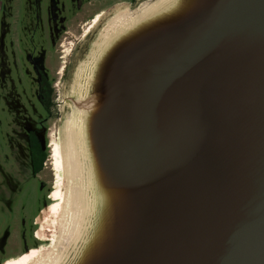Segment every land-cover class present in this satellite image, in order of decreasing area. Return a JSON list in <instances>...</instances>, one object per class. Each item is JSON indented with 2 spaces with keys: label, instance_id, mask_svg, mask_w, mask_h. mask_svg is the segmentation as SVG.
<instances>
[{
  "label": "water",
  "instance_id": "obj_1",
  "mask_svg": "<svg viewBox=\"0 0 264 264\" xmlns=\"http://www.w3.org/2000/svg\"><path fill=\"white\" fill-rule=\"evenodd\" d=\"M76 91L79 209L54 264H264V0H145Z\"/></svg>",
  "mask_w": 264,
  "mask_h": 264
},
{
  "label": "flooded vegetation",
  "instance_id": "obj_2",
  "mask_svg": "<svg viewBox=\"0 0 264 264\" xmlns=\"http://www.w3.org/2000/svg\"><path fill=\"white\" fill-rule=\"evenodd\" d=\"M103 1L105 0H0V12L3 10L4 13L0 50H6L8 58L13 57L15 66L25 67L23 62L19 61V64L16 59L17 50L21 53L20 60L22 57L27 59L29 71L22 69L29 72L27 75L34 86L35 99L43 110L38 125L25 131L28 159L23 166L29 176L35 178L38 175L47 157L46 143L42 141L44 120L51 116V109H57L60 82L73 81L80 59L86 56L102 33L118 19L122 11H131L145 0H118L107 7H99ZM41 157V166L35 171L34 168ZM61 158L60 165L64 170ZM38 182L44 189L45 196L30 223V234L36 240V246L26 248L20 258L0 260V264L37 254L54 243L47 238L42 224L49 219L53 208L59 204L60 189L47 190L42 182ZM5 198L7 197H2L3 203ZM12 234V230L8 229L5 236L0 237V246L7 244ZM44 244L46 245L43 246Z\"/></svg>",
  "mask_w": 264,
  "mask_h": 264
},
{
  "label": "rangeland",
  "instance_id": "obj_3",
  "mask_svg": "<svg viewBox=\"0 0 264 264\" xmlns=\"http://www.w3.org/2000/svg\"><path fill=\"white\" fill-rule=\"evenodd\" d=\"M115 1L118 0H105L100 3L99 7H107ZM3 16L2 10L0 12V35ZM19 53L17 50L16 59L18 63L23 62L25 67L15 66L13 57L8 58L6 50H0V192L4 191L0 193V237H4L8 229L13 232L8 243L0 246V260L20 258L24 255L21 253L26 248L36 246L37 242L30 234V223L41 207L45 196L44 189L38 181L42 182L47 190L54 188L66 190L68 181H65V171L60 165V158L62 154L61 160L63 159L64 163L63 132L67 124L69 128L71 127L74 118L73 102L66 99L75 100L77 98V73L85 58L80 59L73 81L60 82L57 109H51V116L44 120L42 141L46 143L47 157L43 169L35 177L37 181L33 176L25 173V166H23L28 159L25 131L38 125V119L43 116V110L35 99L34 86L27 75L30 65L27 59L22 57L20 60L21 53ZM49 145L52 147H48ZM3 196L7 197L4 199L5 203L2 202ZM49 199L48 196V201ZM53 245L54 243L50 248Z\"/></svg>",
  "mask_w": 264,
  "mask_h": 264
},
{
  "label": "bare ground",
  "instance_id": "obj_4",
  "mask_svg": "<svg viewBox=\"0 0 264 264\" xmlns=\"http://www.w3.org/2000/svg\"><path fill=\"white\" fill-rule=\"evenodd\" d=\"M125 14V10L122 11L115 22H117ZM110 26L107 29H109ZM106 30L102 33V35L106 32ZM63 137L65 148V152H63L64 175L65 181H68V184L66 185V190L63 191L60 189L59 204L55 206L49 219L42 224V229L46 233L47 238L49 241L54 242V245L52 248L40 251L37 254L34 253L32 255L25 256L20 260L10 261L7 264H54L61 254L60 250L64 247L63 245L66 244V240L70 236L69 234L73 227L74 218L76 217V212L79 209V193L78 188H76V176L78 175L79 167L77 163V155L74 150L75 146L72 139V129H69V124H67L65 131L63 132Z\"/></svg>",
  "mask_w": 264,
  "mask_h": 264
},
{
  "label": "trees",
  "instance_id": "obj_5",
  "mask_svg": "<svg viewBox=\"0 0 264 264\" xmlns=\"http://www.w3.org/2000/svg\"><path fill=\"white\" fill-rule=\"evenodd\" d=\"M42 161H43V157H41V158L39 159L37 165H36L35 168H34L35 171H36V169H38V168L41 166Z\"/></svg>",
  "mask_w": 264,
  "mask_h": 264
}]
</instances>
